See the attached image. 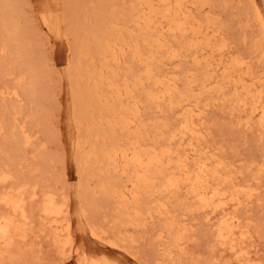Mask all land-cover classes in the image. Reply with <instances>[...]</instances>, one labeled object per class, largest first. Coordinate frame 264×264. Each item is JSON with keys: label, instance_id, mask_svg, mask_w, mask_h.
Here are the masks:
<instances>
[{"label": "bare ground", "instance_id": "6f19581e", "mask_svg": "<svg viewBox=\"0 0 264 264\" xmlns=\"http://www.w3.org/2000/svg\"><path fill=\"white\" fill-rule=\"evenodd\" d=\"M117 1L98 0V7L94 8L92 12L93 16L91 15V18L86 17L87 19L85 18L79 28L77 27L78 34H75V38L70 41L72 42L70 45L67 44L69 43L68 36L59 33L62 28L61 18L54 17L53 11L46 7H41L38 11V17L48 32L55 31V33L62 34V36L59 35V38L63 37L67 40L66 44L69 45V48H67L71 51L70 58L66 63V70H68V72L66 71V78L70 81L68 83H71L69 85H73V98H71L74 101L71 100L74 106L73 104L71 106L74 108L71 115L67 117L66 140L74 148V159L81 172L87 174L90 179H93L91 177H99V182L96 183L97 190L95 188L94 191V188H91L93 192H90V194L85 192L88 194L85 195L91 199V205L94 200L96 202L98 199L109 202L117 213L120 226L127 224L128 226L130 224L139 225L143 215L147 213L151 217L152 209L157 215H167V212H169L168 203L170 202V200L168 202V199L172 197L179 204L177 201L183 197L182 200L185 199L186 201H181L183 203L179 205L184 209L187 208L186 210L203 213V218L211 223L213 241L224 250H229L237 264H256L248 258L247 248L245 250L241 247V243L251 231L247 232L245 226L240 224V217L235 214V210L246 202L245 199H242V196L248 199L258 195L259 189L256 188L258 186L251 187L243 182L244 185H242L235 182L236 180L234 181L231 175L226 173L224 175L222 172L224 171V161L218 159L216 153L207 154L210 152L203 150L205 147L199 148L201 145L198 144H200L203 137V131H200L199 125L203 123L202 118L206 110L205 107L208 105L206 103L200 106L201 99L199 96L213 91L214 94L221 95L222 100L225 97V102L227 100L233 102L235 106L240 107V112H244L245 117L244 119L242 117L241 120L243 119L245 126L255 127L256 125V128L260 131L259 133L264 135V72L260 75H254L255 72L252 71V75L249 69V61L251 60L248 61L246 55L243 58H237L236 56L226 63H223V58H220L222 62L213 60L204 65H200L195 61V64L199 67L197 78L190 79L187 76L185 81L182 79L184 82L182 83L183 87H178L174 75L162 76L160 74L164 71L163 68L160 69L161 73L159 74L155 66H157L158 58L161 62V59L165 56L179 57L180 54V52L177 53L176 46L173 48L162 40L161 37L164 31H167L170 36H179L180 43L178 44L182 48L188 49V51L191 48H198L199 51H196V54L207 52V44L202 42L203 45L201 46V42L197 41L199 37L201 38L204 28L202 29V26L193 17V3H188L187 0H130L132 5L129 6L128 4L123 10L117 12L113 8L114 5L117 7ZM127 2L129 1L127 0ZM249 2L252 12V16H250L259 29V38L253 41L252 48L250 47L253 49L251 53L255 52L260 60L264 62V8L257 5L255 0H249ZM110 7L111 9H109ZM20 18L21 11L13 0H0V26L3 35L0 53H7L2 56L9 58L3 60L0 73L2 76H7L14 74L17 69L23 71L21 78H19L20 73L18 74L19 77L13 75L15 79H18L14 83L15 85L2 88L0 94L4 97L7 95L19 96L18 93L21 92H17V87L25 83H27L25 93L28 96L36 97V94H38L36 85L38 86L39 81L35 75L37 67L36 63L33 65L30 53H28L30 56L26 54L28 48L26 47L27 34L23 30L20 23L22 19ZM195 18H197L196 15ZM205 30L207 31V28ZM186 36L190 39H186ZM212 42L210 41V43ZM178 46L177 48H179ZM191 52L193 53V51ZM181 53L183 52L181 51ZM218 53L217 55H219ZM123 54H129L131 63L135 64L133 61L140 63L142 73L135 77L134 74L136 73L132 72L134 78L131 81L123 80V83L120 84L117 81L115 71H111L110 74H106L105 71L110 69V63L119 62L120 56ZM210 54L212 53L210 52ZM28 56L32 62H30ZM6 64H10L9 68ZM192 67L194 68V66ZM41 68L43 69V66ZM39 71H37V76L41 73ZM188 71L191 72L189 69ZM128 77L131 78L129 73ZM43 86L45 87V85ZM194 86L195 89L197 86V90L193 88ZM138 87L141 88L139 90L143 94L141 101L145 100L144 102L146 105L148 104V107L156 104L154 107L158 111L162 110L161 104L165 105L168 110H176L177 107L182 108L183 113L181 112L182 115L178 118L180 121L177 120L179 121L177 125L175 124L171 128L164 123L165 132L164 130L162 132V129L158 128L157 125V127L148 130L150 123L144 121L146 117L140 118V116L144 117L141 112L143 108L140 111L137 101L134 100L132 95L133 91L135 95L139 93L136 92ZM135 89L137 90L135 91ZM224 90H228V93ZM143 101L142 103H144ZM203 101L205 100L203 99ZM14 106L12 112L15 115L16 109ZM145 106L141 105V107ZM160 108L161 110H159ZM1 115L4 114L1 113ZM2 120L0 121V131L3 129V124H5V122L2 124ZM11 121L14 123L13 119ZM70 121H74L75 135L73 127L69 124ZM23 127L18 125L16 127L14 124L10 129L11 139L15 144L26 146L29 144L31 136L28 132L26 133ZM198 140H200L199 143H197ZM184 141H187V143L183 148V153L179 152V148L172 147L173 142L178 144L179 147L185 144ZM180 149L182 150V148ZM8 177V174L1 173V184L8 180ZM84 184L83 187H85ZM183 189L185 191L184 195L180 196ZM21 190L22 186L19 184L14 189L12 188L9 191L3 189L0 193V202L3 204L1 205L6 207V212L0 213V264L6 263L4 261L5 257L8 258L9 262L14 258L10 254V250L15 239L25 238L24 226L28 223L30 217L27 215V210H25L27 201L22 196L23 192L21 193ZM46 190L45 192L48 193V189ZM95 192L98 198L94 197H97V195H93ZM50 193L43 195L44 198H42L39 212H41V218L44 222L41 221L44 223L45 228L49 230V237H47L52 241L63 260L71 257L75 252L78 259L75 264H129L120 258H110L107 255L87 252L76 241L78 233L83 229L77 227L71 220L69 205L65 204L68 198H65L64 202H57L56 196H54L56 192ZM24 195L26 194L24 193ZM35 195L33 193L30 198L32 199ZM151 203L153 206H150ZM230 208L232 210L229 212L228 209ZM79 209L78 211H80ZM184 209H181V212ZM82 215L84 216V214ZM89 223H86L87 227L84 228L88 235L109 248L125 251L122 249L123 246L119 244V239L112 240L113 238H111L110 240V238L104 236L103 232L98 231L92 223ZM178 225V220L168 218L161 225L162 228H160L157 237L163 238V234L167 233L166 235L172 238L174 246H182L183 242L179 241L183 239V234L187 228L181 226L180 229ZM249 255H251V252ZM133 256L136 257L137 255Z\"/></svg>", "mask_w": 264, "mask_h": 264}, {"label": "rangeland", "instance_id": "374dc122", "mask_svg": "<svg viewBox=\"0 0 264 264\" xmlns=\"http://www.w3.org/2000/svg\"><path fill=\"white\" fill-rule=\"evenodd\" d=\"M13 1L21 11L20 19L22 20H20V23L23 26V30H25V33L27 34L26 47L28 48L26 49V54L30 53L31 56L29 54L28 55L32 58L33 65L36 63L35 65L37 68H35L37 70H35V75L40 85H36V88L38 89L36 97H30L25 93L27 83L17 87V92H21L18 93L19 96L7 95L4 97L0 94V121L3 119L4 121L2 120V124L5 122V124H3V129L0 131V174L6 173L9 175L8 180L2 182L3 184L0 182V193L3 189L9 191L12 188L14 189L16 185L20 184L22 186V196L27 201L25 203V210H27V215L30 217V220H28L29 224L27 223L24 226L25 238L15 239L12 245V247H14H11L10 254L14 257L12 258L13 260L11 259L9 262L8 258L5 257L6 259H4V261L6 263L4 264H75L78 260L75 252H73L71 257L63 260L61 254L58 253L54 244L48 238L49 230L45 228L39 208L43 200L42 198H44L43 195L49 194L51 191L52 192L50 194L56 192L54 196H56L57 202H64L65 198L69 199L65 201V204L67 203L69 205L71 220L77 227L79 226L80 229H83L80 233H78L76 241L81 244L87 252L107 255L110 258H120L129 264H237L233 256L229 253V250H224L220 245L213 241L212 228L210 227L211 223L203 218V213L200 211H193V213L191 210H186L187 208L184 209L181 205H179L180 203H183L181 201H186L185 199L182 200L183 197L177 201L179 204L176 203L172 197L168 199V202L169 200L170 202L168 203L169 212H167V215H157L154 213V209H152L150 217V214L148 215L145 212L146 214L141 217L139 225L137 226L133 224H130L131 226H128V224L125 226L122 225L123 227L120 226V223H118L119 220L117 219V213L109 202L102 199H96V202L94 200L95 204L93 203L91 205V199L85 192L90 194V192H93V188L94 191L95 188L97 190L96 183L99 182V177H91L93 179H90L87 174L81 172L80 167L74 159V148L68 144L66 140V133L68 130L67 117L71 115L74 108V104L72 103L74 101L72 99L73 85L70 86L69 84L71 83H68L70 81L66 78V71L68 72V70H66V63L71 55V51L68 49L69 45L72 44L70 41L75 38V34H78V28L81 23L85 21V18H91L94 8L98 7V0ZM128 1L129 2H127V0H118V4L116 3L117 7L114 5L113 8L115 11L119 12L128 4L129 6L132 5V2L130 0ZM187 1L188 3H193V17L195 21L202 26V29L204 28L201 38L199 37L197 41L201 42V46L203 43L207 44V52L204 53L205 55L203 53V55L199 54V52L196 54L195 52L199 51L198 48H191L189 49L190 51H188V49L182 48L180 44H178L180 43L179 36H170L167 31H164L161 37L162 40L167 45H171L173 48L176 46L175 49H178L177 53L179 54L180 52V54L179 57L165 56L161 59V62L158 58L156 63L157 66H155L157 67V73L159 72L160 74V69L163 68L164 71H162V74L160 75H174L178 87L181 86L182 88V83H184L182 79L185 81V77L187 76L190 77V79H196L199 74V67L195 64V61H197L196 63H199L200 65H204L208 61L211 62L213 60L216 62L223 61V63H226L236 56L237 58L248 56L247 60H251L249 61V69L252 75L253 72H255L254 75H260L264 72L262 71L264 70V65H262L264 62L260 60V57L255 52L251 53L253 51V49H251L253 41L259 38V29L256 22L251 17L252 12L249 0ZM255 1L257 5L264 8V0ZM41 7L51 9L54 17L58 16L59 19L61 18L62 31L59 30V33H62L65 36L67 35L69 43H67V40L63 37L59 38L62 34L60 35L58 32H56V34L55 31L51 33L48 32L47 28L41 23L38 17V11ZM109 9H111V7ZM109 9L107 8V10ZM63 15L65 16L64 18L62 17ZM195 15L197 18H195ZM206 28L207 31L205 30ZM166 35L170 39H168ZM190 38L186 36V39ZM1 40H3V35L1 33L0 26V44L2 42ZM210 41H213V44L210 43ZM177 46L179 48H177ZM213 50L216 51L214 52ZM181 51L183 53H181ZM191 51H193V53ZM189 52H191L192 55L191 53L188 54ZM210 52L212 54H210ZM217 53L219 55H217ZM3 54L7 53H0V66L3 63V60L9 59L7 57V59L3 57ZM198 54L199 56H197ZM208 55L210 56L207 57ZM29 56L28 58L31 60ZM220 58H223V60L221 61ZM32 60L30 62H32ZM120 60L117 63H110V69L105 71L106 74H110L111 71H115L117 73L118 83H123V80L131 81L134 78V75L136 77L142 73L141 64L138 62L137 64L136 61H133L135 64L131 63L129 54L121 55ZM6 65L7 68H9L10 64ZM42 66L43 69L41 68ZM192 66H194V68ZM188 69L191 70V72L188 71ZM37 71H39V73L41 72L39 76H37ZM132 72L137 75H133ZM19 73L20 77L18 76ZM21 73H23V71L18 69L14 74H9L7 76H2L0 73V91L2 88L12 87L15 85L14 83H16V80L18 79H15V76L13 75H17V77L21 78L23 75H21ZM128 73L131 78L128 77ZM42 85H45V87H42ZM18 88L20 89L18 90ZM193 88L195 89V86ZM137 89H135V91L137 90L136 92H139L136 93V95H138L136 96L134 91L132 95L134 96V100L137 101L140 111L142 108L146 111L145 113L143 110L141 111L144 117L140 116V118L142 119L146 117V120H143L150 123L148 130L158 126V128L162 129V132L163 130L165 132L166 129L163 127L164 123L171 128L174 127L175 124L177 125L180 121L178 118L182 115V108L177 107L176 110H168V108L165 105L163 106V104H161L162 110L161 108L159 109L161 111H158V109L154 107L156 104L150 106V108L147 106L148 104L146 105L144 102L145 100H142L144 103L141 101L143 98V94H141L142 91L139 90L141 88L138 87ZM195 90H197V86ZM224 91H227L228 93V90ZM212 92L199 96L201 99L199 105L202 106V104L206 103H208V105L205 107L206 110L202 118L203 123L199 125L200 131H203V137L201 138V141L198 140L197 143L200 141V144L198 145L201 146H199V148L201 149L203 146L205 147L203 150H208L210 152L207 154L216 153L218 159L220 158L224 161V171H222L224 175H231L234 178V181L236 180L235 182L242 185L247 184L251 187L258 186L256 188L260 191L258 190L257 196H253L248 199L245 198V196H242V199L246 200L244 203L245 205L243 204L241 205L242 207H238V209L235 210V214L240 217V224L245 226V229L248 230L247 232L251 231L247 234L246 239L241 243V247L245 250L247 248L246 251L249 252L247 256L252 263L264 264V173H262L264 172V156H262L264 155V135L259 133L260 131L256 128L255 124V127H247L243 124L245 114L244 112L242 113L239 111L240 107L235 106L231 101L227 100V102H225V97L223 101L221 95H217ZM215 96H217V98H215ZM203 99L205 101H203ZM72 104L73 106H71ZM141 105L145 107H141ZM13 106L16 109L15 115L12 112ZM231 107H234V110ZM1 113L4 115L2 116ZM7 114L10 115L8 116ZM242 117L243 119L241 120ZM9 118L11 119L9 120ZM12 119L14 120V123L11 121ZM73 122L74 121H70L69 124L73 127L75 135L76 129ZM158 123L162 126H159ZM14 124L16 127L17 125L24 126L23 128L26 130V133H29L31 139L28 145H18L12 142L10 129ZM174 142L172 143V147L179 148V152L183 153V148L185 147L187 141H184L185 144L183 143L184 145H180L179 147L178 144ZM203 144L206 145L204 146ZM180 148H182V150ZM85 175L87 179H85ZM248 179L251 181L253 179V181L251 182ZM82 183H85V187H83ZM46 189H48V193H46ZM184 192L185 191L183 189L182 192H180V196H183ZM24 193L26 195H24ZM33 193L36 195L31 199L30 196ZM93 195H97V193L95 192ZM94 197L98 198V195L97 197ZM1 204L2 202H0V205ZM2 205L0 206V213L6 212V207ZM151 205L153 206L152 203L150 206ZM180 208L184 209L182 210L183 212H181ZM78 209L80 211L82 210L81 213ZM231 210V208L228 209L229 212ZM82 214H84L85 218ZM168 218L178 220V228L181 229V226H185L187 228L183 234V239L179 241L183 242L182 246H174L171 240L172 238L169 237V235H166L167 233L163 234V238L157 237L159 231L161 230L160 228H162L161 225ZM86 223H92L98 231H101V233L103 232L104 236L110 238V240L111 238H113L112 240L119 239L118 242L121 246H123L122 249L125 251L112 247L109 248L105 244L100 243L95 238L88 235V233L84 231V228L87 227ZM24 242L27 245H25ZM31 242L33 243L31 244ZM133 252V255H137L138 257H134L132 255ZM250 252L251 255H249Z\"/></svg>", "mask_w": 264, "mask_h": 264}]
</instances>
